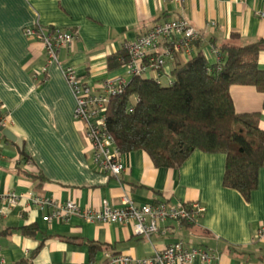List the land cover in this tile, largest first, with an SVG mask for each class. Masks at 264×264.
<instances>
[{
  "label": "crops",
  "instance_id": "1",
  "mask_svg": "<svg viewBox=\"0 0 264 264\" xmlns=\"http://www.w3.org/2000/svg\"><path fill=\"white\" fill-rule=\"evenodd\" d=\"M173 18H184L198 32L191 55L200 50L210 65L216 62L212 47L231 33L238 34L236 45L264 38V0H0L1 125L21 140L18 146L0 132V193L33 192L81 208H99L103 200L120 205L125 195L136 204L204 207L196 222L166 220L146 238L133 233L131 222L89 223L76 215L44 221L46 211L21 200L0 216V264H109L105 252L142 258L177 242L211 249V264H264V235L255 237L264 226V162L248 200L222 185V153L194 150L177 169L155 167L141 150L123 153L124 170L115 178L94 169L82 126L73 119L75 102L60 66H74L92 85L124 74L108 57L124 53V43L153 24ZM34 24L76 34L57 63L47 64L43 45L25 37L24 28ZM190 56L179 54L164 73ZM257 64L264 69V50ZM229 94L236 112L259 113L264 131V92L233 84ZM21 148L29 160L20 158ZM24 226L34 233L24 234ZM90 244L97 247L91 250Z\"/></svg>",
  "mask_w": 264,
  "mask_h": 264
},
{
  "label": "trees",
  "instance_id": "2",
  "mask_svg": "<svg viewBox=\"0 0 264 264\" xmlns=\"http://www.w3.org/2000/svg\"><path fill=\"white\" fill-rule=\"evenodd\" d=\"M237 37L231 33L228 41L215 46L218 58L212 65L200 50L184 62H175L168 84L151 77H129L122 93L110 98L105 117L119 151H144L155 167L172 169L194 150L222 153V185L248 200L264 162V131L258 112L234 110L229 87L251 85L264 92V69L257 64L264 38L236 45ZM124 57V53L109 56L108 62L122 65ZM19 152L21 159L29 160L23 148ZM21 230L32 235L35 229ZM95 247L90 244L91 250ZM29 263L21 259L13 264Z\"/></svg>",
  "mask_w": 264,
  "mask_h": 264
},
{
  "label": "built area",
  "instance_id": "3",
  "mask_svg": "<svg viewBox=\"0 0 264 264\" xmlns=\"http://www.w3.org/2000/svg\"><path fill=\"white\" fill-rule=\"evenodd\" d=\"M23 33L25 37L43 45L47 64L57 63L59 51L70 49L77 38L74 32L39 24L25 27ZM197 39L198 32L184 18L155 23L132 41L124 43L125 57L121 59L124 74H115L97 85L83 81L74 66H60L75 102L73 119L82 126L94 169L115 178L124 170L123 153L115 145L106 125L105 117L110 98L122 93L131 76L146 77L147 73L153 72L154 76L151 78L162 83L161 79L165 77V84H168L170 76L163 71L165 64L175 61L179 54L190 56ZM212 52L217 61L215 47H212ZM21 200H25L28 207L46 211L42 216L44 221H66L76 215L89 223L131 222L133 233L146 238L159 231L161 222L175 220L194 223L204 212V207L198 202L170 204L158 201L136 204L125 195L120 205L103 200L99 208H81L78 203L70 200L60 202L33 192L8 191L0 193V216L6 213V207L10 208ZM263 235L264 226L257 231L255 237L261 238ZM104 254L109 264H189L195 260L202 264H211L216 258L215 252L207 247L187 248L180 242L169 244L142 258L108 252Z\"/></svg>",
  "mask_w": 264,
  "mask_h": 264
},
{
  "label": "water",
  "instance_id": "4",
  "mask_svg": "<svg viewBox=\"0 0 264 264\" xmlns=\"http://www.w3.org/2000/svg\"><path fill=\"white\" fill-rule=\"evenodd\" d=\"M0 132L9 140L15 141L18 146L21 145V140L18 139L8 128L0 125Z\"/></svg>",
  "mask_w": 264,
  "mask_h": 264
},
{
  "label": "rangeland",
  "instance_id": "5",
  "mask_svg": "<svg viewBox=\"0 0 264 264\" xmlns=\"http://www.w3.org/2000/svg\"><path fill=\"white\" fill-rule=\"evenodd\" d=\"M145 76L148 77V73H147V75H145ZM161 81H162L163 84H165V77H163V78L161 79Z\"/></svg>",
  "mask_w": 264,
  "mask_h": 264
}]
</instances>
